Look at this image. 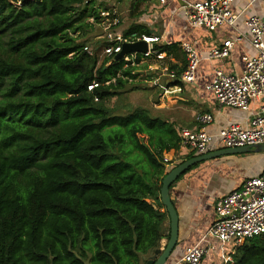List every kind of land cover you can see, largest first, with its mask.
<instances>
[{
    "label": "trees",
    "instance_id": "1",
    "mask_svg": "<svg viewBox=\"0 0 264 264\" xmlns=\"http://www.w3.org/2000/svg\"><path fill=\"white\" fill-rule=\"evenodd\" d=\"M103 10L0 0V264H142L169 237L160 192L180 131L145 107L106 105L136 75L125 58L85 51ZM143 34L140 24L123 33ZM228 264H264V234Z\"/></svg>",
    "mask_w": 264,
    "mask_h": 264
},
{
    "label": "crops",
    "instance_id": "2",
    "mask_svg": "<svg viewBox=\"0 0 264 264\" xmlns=\"http://www.w3.org/2000/svg\"><path fill=\"white\" fill-rule=\"evenodd\" d=\"M185 1L200 0H166L165 3H161L160 0H131L128 10L132 21L124 28L121 23L117 29L123 34L131 25L140 24L148 29L150 34L162 36V41L158 44L161 47L174 46L171 53L162 50L166 53L162 63L168 68L171 66L176 68L168 69L163 85L157 82L155 85H159L163 92L162 111L169 109L171 112L164 118L174 122L179 131L185 127L196 129L198 113H210L214 116L213 122L208 124V131L211 134H217L230 122L246 124L256 104H252L250 110L221 106L207 86L211 83L216 69L220 68L232 75L241 74L245 68V57L257 54L250 41L247 21L251 16L264 12V0H234L232 10L237 15L234 25L224 23L215 30L189 25L183 8ZM119 7L120 2L109 10H115L121 19ZM228 39L234 41L230 56L211 58V50L223 46L224 41ZM183 43L191 44L200 57L196 81L192 84L169 76L170 72L177 74V70L187 63ZM145 64L140 62L133 65V73ZM176 80L181 81L182 85H176ZM192 153L194 156L197 155L182 145L179 149L165 153L164 158L170 160L168 169L191 158ZM263 171L264 152H248L206 160L180 176L170 187V197L179 215V242L167 264H184L181 261L186 248L198 243L209 250L205 264H221V258H224L225 264L233 245L222 243L211 236L202 240L214 221L217 202L221 197L239 189L247 179ZM164 226L167 234H170L169 217ZM167 241L168 237L164 238L160 247H165ZM237 249L232 251V257L237 253ZM142 264H145V256L142 258Z\"/></svg>",
    "mask_w": 264,
    "mask_h": 264
},
{
    "label": "built area",
    "instance_id": "3",
    "mask_svg": "<svg viewBox=\"0 0 264 264\" xmlns=\"http://www.w3.org/2000/svg\"><path fill=\"white\" fill-rule=\"evenodd\" d=\"M160 2L165 3L166 0ZM233 2L234 0L185 1L183 8L189 25L215 30L224 23L234 25L237 15L232 10ZM101 16L105 24H108L107 30L120 25V18L115 10H103ZM247 24L250 28V41L257 54L253 57H245V68L241 74L232 75L220 68L216 69L207 89L214 94L217 103L221 106L245 110H250L252 104H256V107L251 110V118L246 124L230 122L217 134L208 131V124L213 122L214 116L210 113H198L196 129L185 127L180 130L181 145L190 148L197 155L223 148L255 147L264 144V12L261 15L251 16ZM107 38L110 42L104 50V55L107 57L119 54L123 43L139 40L146 42L148 49L146 52H135L125 56L124 58L132 65L138 64L136 60L139 57L141 63L158 61L161 64L166 57L165 52L156 48V44L162 41V36L143 34L141 37L127 39L113 29L107 32ZM233 45L232 39L225 40L223 46L211 50L210 57L227 58ZM182 47L186 53L187 66L180 75L170 72L169 76L192 84L196 81L200 57L191 44L183 43ZM84 49L90 53L88 46ZM164 65V69L168 71V66ZM95 86H98L97 81L90 84L88 89L92 90ZM164 160L166 163L170 162L168 158ZM263 234L264 171L247 179L239 189L218 200L214 221L202 240L210 236L215 237L222 243L232 244L233 251L249 239ZM232 251L226 258V263L232 261ZM208 253V248L198 243L186 248L181 262L202 264Z\"/></svg>",
    "mask_w": 264,
    "mask_h": 264
},
{
    "label": "rangeland",
    "instance_id": "4",
    "mask_svg": "<svg viewBox=\"0 0 264 264\" xmlns=\"http://www.w3.org/2000/svg\"><path fill=\"white\" fill-rule=\"evenodd\" d=\"M98 1L102 3L104 7H108L109 9L114 6V4L120 2L121 7H119V12L121 16L120 24L123 23L122 28L129 25V23L132 21V19L129 17L130 11L128 10V8L130 9L131 0ZM107 25L108 24H105L104 20L101 24H95L93 30L90 31L84 38L80 39V41L86 42V46L89 47V52L91 54L97 55L99 63H101L107 57L104 55L105 48L110 45V42L107 38V32L114 29L115 32L122 34V32L117 29L118 26L111 27L109 30H107ZM0 53L3 54V47H0ZM145 63V66H140L139 70L134 73L136 76H138V78L136 77L137 79L135 78L130 80L126 86V89L121 91L119 95L109 99L106 102V105L119 113L128 112L135 107H145L154 116L164 117L165 115H170L171 112L169 109L162 111L163 92L159 85H155L156 82L157 84L162 83V85L165 83L168 75L167 70L164 69L165 65L164 63L161 64L158 61H147ZM137 68L138 67H136V69ZM147 78L149 79L146 80ZM203 260V264L207 263L206 257H204ZM221 260V264H224V258H221Z\"/></svg>",
    "mask_w": 264,
    "mask_h": 264
},
{
    "label": "water",
    "instance_id": "5",
    "mask_svg": "<svg viewBox=\"0 0 264 264\" xmlns=\"http://www.w3.org/2000/svg\"><path fill=\"white\" fill-rule=\"evenodd\" d=\"M148 45L143 40L136 42H125L122 51L116 55V60L122 59L130 53L146 52ZM248 152H264V144L255 147H232L211 151L205 154L193 156L174 166L164 177L160 192V199L170 218V234L165 247L156 248L148 255L145 264H167L172 254L178 247L179 242V215L170 197L171 185L193 166L206 160L215 159L225 155L241 154Z\"/></svg>",
    "mask_w": 264,
    "mask_h": 264
}]
</instances>
